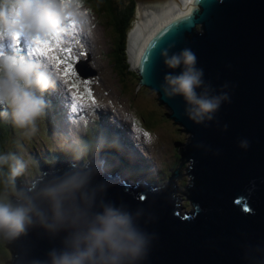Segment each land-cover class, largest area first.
<instances>
[{"label":"water","instance_id":"obj_1","mask_svg":"<svg viewBox=\"0 0 264 264\" xmlns=\"http://www.w3.org/2000/svg\"><path fill=\"white\" fill-rule=\"evenodd\" d=\"M164 0H135V6ZM167 1V0H165ZM190 9L159 26L143 45L135 69L138 83L157 92L167 114L188 132L180 149L190 166L186 187L190 209L176 202L173 172L168 181L112 173L87 155L42 172L26 187H17L45 210L41 193L75 173L90 175L64 211L75 228L49 230L39 221L11 246L13 264H49L53 250H72L70 231L85 235L97 226L95 215L106 206L131 213L148 236L146 252L135 264H264V0H192ZM169 55L190 49L202 70L198 95L218 98L211 119L188 118L183 97H166L161 85ZM147 51L148 70L141 69ZM77 72H79L78 67ZM97 101L98 93L94 92ZM41 131H39L40 133ZM245 146H241V145ZM104 164V163H102ZM151 174V173H149ZM171 191L174 194H171ZM15 199V197H13ZM47 222L52 223L50 214Z\"/></svg>","mask_w":264,"mask_h":264},{"label":"clouds","instance_id":"obj_2","mask_svg":"<svg viewBox=\"0 0 264 264\" xmlns=\"http://www.w3.org/2000/svg\"><path fill=\"white\" fill-rule=\"evenodd\" d=\"M68 19L60 0H0V118L21 130L25 138L36 134L38 121L46 115L48 101L45 94L67 89L66 82L49 59L29 55L20 49L31 45L35 38L55 39L59 43L65 33L64 22ZM160 56L167 68H182L177 75L169 73L164 76L165 83L161 85L164 95L182 96L189 105L186 109L188 118L197 124L205 116L210 120V113L217 109L219 99L198 95L196 89L203 82L202 70L195 67V54L185 48L169 55L168 49L164 48ZM72 111L75 112V106ZM69 122L76 132L87 133L88 124L83 117ZM80 144L77 158L83 159V166L87 168L90 164L87 155L91 149L83 141ZM116 153L117 150L113 155ZM102 163L105 164V160ZM5 165L8 166L6 172ZM137 165L140 170L135 172H130L126 165H121L123 170H120L129 178L149 175L146 169L150 163L144 161ZM26 166L15 153H0V248L5 250H10V246L37 221L49 230L75 228L76 221H69L64 206L71 207L76 191L90 180L89 174L75 173L58 185L45 189L41 193L47 203L45 212L33 198L26 197L16 188V177L25 171ZM107 169L103 171L114 172L118 168L109 166ZM46 213L50 214L52 223L47 222ZM95 223L97 226L89 228L83 236L78 231H70L65 241H71L72 250H53L49 253V264H135L143 258L149 238L131 213L106 206L102 213L95 215Z\"/></svg>","mask_w":264,"mask_h":264},{"label":"rangeland","instance_id":"obj_3","mask_svg":"<svg viewBox=\"0 0 264 264\" xmlns=\"http://www.w3.org/2000/svg\"><path fill=\"white\" fill-rule=\"evenodd\" d=\"M116 1L121 5L124 0ZM113 2L116 5L115 0ZM174 2L168 1L165 4ZM77 3H79V7H77ZM99 5L101 3H97L95 0H70L69 3L61 5L64 15L69 19L64 22L65 33L61 35L60 42L57 43L55 39H52L53 43L58 45L57 51L60 54L71 55L73 59L79 58L76 66L79 69L78 77L83 82L80 83L78 90L81 94L88 90L93 99V94L97 91V101L94 99L95 102L93 103L92 100L87 98L83 100L77 99L75 101L77 108L73 112L71 108L73 103L72 96L75 95L76 90L70 89L64 79L67 89L64 91L65 94L60 91H50L49 99L55 101L54 107L64 110L61 114L62 117L55 119L57 121L56 123L53 122L52 125L50 121L45 122L43 120V124H41V120H39L38 131L34 136L26 139H15L16 143L14 145L25 148L27 144L31 143L33 138L35 140L31 147L32 149L36 147V152L32 151V149L30 151L22 150L21 159L24 160L27 166L25 171L16 177V188L20 190L17 184L24 187L30 185L32 180L40 177L42 172L46 170V163L39 164L40 161L39 159L35 160V156L39 158L47 155L49 148L64 147L65 149V147L67 148V146L72 144V141L76 140L78 132L72 127L69 122L70 119L83 117L88 126H91L96 124L95 110L99 109L103 113V117L97 121V124L107 129L97 130V132L103 135V139H121L116 144L117 153L113 155V163L118 162L119 158L127 159L129 163L136 162L137 164L146 161L147 164H151L147 166L146 173H151L149 175L157 181H168L167 172L171 173L170 171L175 168L176 172L172 171L174 177L171 182L174 183L175 187L179 186L180 189H185L184 186L188 184L190 179V173L187 172L190 163L188 160L179 157L178 152L179 148L188 141V132L183 130L181 124L167 114L168 110L159 102L155 90L143 84L137 85L138 75L135 64L130 61L131 59L128 56L129 73L120 82L114 69H112V64L108 60L107 55V51L112 46L113 31L111 25L107 24V26L104 22L107 17L104 12L110 13V11L109 9L107 11L97 9ZM102 6H104L103 3ZM136 10L137 6L134 8V12ZM84 12L87 13L86 16L79 15V13ZM69 13H71V16H69ZM132 17L133 15L129 17L128 25L136 24L133 23ZM137 18L138 23L140 20L139 12ZM20 50L24 51L23 48ZM64 97L69 100L65 101ZM49 99L46 98L48 107H52ZM102 105L105 106L106 110L103 109ZM133 120L138 122L135 126L132 124ZM107 123L117 125L115 130H112L111 126H107ZM45 127L48 130L52 128L50 139L49 131L46 129H44L45 132L43 131ZM136 127L142 128L149 133L150 141L146 140L142 134H138L135 130ZM39 131L41 132L39 133ZM66 133L68 134V141H64ZM82 134L80 133L79 136L83 137ZM70 139L72 140L70 141ZM55 157L53 155L52 159L55 160ZM73 157H77V155ZM52 159L51 161L53 162ZM97 159L99 161L102 159L103 161L104 157L103 155H97ZM67 162L68 160H65V163ZM58 163L60 162L54 161L53 165ZM178 192L180 194L177 193L178 201L182 208L190 209L191 205L185 195L188 193L182 190H178ZM11 260L12 253L10 250H6L3 264H12Z\"/></svg>","mask_w":264,"mask_h":264},{"label":"trees","instance_id":"obj_4","mask_svg":"<svg viewBox=\"0 0 264 264\" xmlns=\"http://www.w3.org/2000/svg\"><path fill=\"white\" fill-rule=\"evenodd\" d=\"M95 1L97 3H101V5H99L97 9H103L104 11H107L109 9L110 11V13L104 12L105 15L107 16L104 22L106 23V25L110 24L112 27V31H113L112 46L107 51V55H108V60L112 64V69H114V72L117 74L118 79L120 80V82H122L123 78L129 73L128 63L126 60V33L129 28L128 19L134 13L135 0H124L121 5H119L116 0H115L116 5L113 2V0H95ZM102 3L104 4V6H102ZM128 55L130 56L129 48H128ZM60 92L65 94L64 91H60ZM49 93L50 91L45 94V97L48 99H49ZM63 99L65 101L69 100L65 97ZM49 101L52 104V107H47L46 115L45 117L41 119V124H43L42 121L44 120L45 122L50 121V124L52 125L53 122L56 123L57 120L55 119H60V117H62L61 114L63 113L64 110L62 108H55L54 100L49 99ZM102 117H103V113L99 109L95 110L96 124H92L91 126H88L87 133L82 134L83 137L79 136L78 141H72L71 142L72 145L67 146V148L65 147V149L64 147H60V148L57 147L54 149L49 148L47 155L43 157H39V158L35 156V160L39 159L40 161L39 164L46 163V165H50V166L53 165L54 161L62 162L66 160L67 157H73L77 155V153L80 151V148H81L80 141H83L91 149L88 152V155L91 154L92 156H95L97 153L99 155L104 156L106 167L112 166L113 168L122 169L120 166L126 165L130 172H135L137 170H140V167L137 164L129 163L127 159H121L116 164L112 162L113 154L115 153L116 147H117L116 144L120 142L121 139L120 138L103 139V135L100 132H97V130L107 129V128H102L99 124H97V121H99ZM44 129H46V127L43 128V131ZM48 131H49V139H50L52 128ZM15 134L17 135L15 136ZM78 135H80V133H78ZM18 138L26 139L21 134V130L14 128L13 126H11L10 122L5 121L3 118H0V153H4V154L15 153L19 158H21L23 149H26L28 151L32 149L31 144H34L35 139L33 138L32 140L30 139L31 143L27 144V146L23 148L22 146L14 145L16 143L15 139H18ZM65 138L66 139L64 141H68L67 133L65 134ZM35 148H33L32 151L36 152ZM178 153H179V157L184 158L183 156H181L180 152ZM53 155L56 156L57 159L55 157V160H53L52 159ZM73 158H76V157H73ZM51 159L53 160V162L51 161ZM184 159L186 160V158ZM7 167H8L7 165L4 166L5 172L7 171ZM128 170L126 171L129 172ZM129 174L130 173H127V175ZM169 174L171 173L167 172L166 174L167 177ZM146 177L152 179V176L150 175H147ZM170 184L173 185V187L176 189L178 194H179L178 190L187 192L186 189H180L179 186L175 187L173 182H171ZM171 194H174V192L171 191ZM187 200L189 203L190 200L188 198ZM5 253H6V250L3 248H0V263L1 264L4 263L3 261H4Z\"/></svg>","mask_w":264,"mask_h":264},{"label":"bare ground","instance_id":"obj_5","mask_svg":"<svg viewBox=\"0 0 264 264\" xmlns=\"http://www.w3.org/2000/svg\"><path fill=\"white\" fill-rule=\"evenodd\" d=\"M168 1L176 2L171 4H165ZM192 4V0H164L160 3H148L144 5H138L137 10L134 12L132 17V19L134 20L133 23L136 24H132L131 28L128 31L127 51L129 48L131 56L128 55V57L131 59L130 61L136 64L143 45L145 44L146 40L153 34V32L159 26L163 25L170 19H173L179 16L180 14L187 12L192 6ZM138 12L140 14V20L137 23ZM182 129L185 130L184 127H182ZM181 148L182 147L179 148V151ZM64 163L65 160L53 166L47 165L48 167L46 166V170L53 169L56 166ZM100 166L104 167L105 164H100Z\"/></svg>","mask_w":264,"mask_h":264},{"label":"snow or ice","instance_id":"obj_6","mask_svg":"<svg viewBox=\"0 0 264 264\" xmlns=\"http://www.w3.org/2000/svg\"><path fill=\"white\" fill-rule=\"evenodd\" d=\"M61 5H65L70 2V0H60ZM77 7H79V3H77ZM81 16H86L87 13H79ZM69 16H71V13H69ZM58 45L54 44L52 40H43L40 38H35L31 42V45H26L23 50L27 52L29 55H36L40 57H46L49 59L55 66V68L60 72L61 77L68 83L70 89L76 90L75 95L72 96L73 103L71 104V108L75 106V109L77 108V104L75 101L77 99L83 100V99H90L95 102L94 99L91 97L90 92L86 90L84 94H81L79 92V86L80 83L83 81H80L78 77V72L76 65L79 62V58L73 59L71 55H62L57 51ZM147 51L145 50V53L142 55L141 59V69L147 71L148 67L145 61L147 60ZM84 55V54H80ZM76 78V79H73ZM138 122L133 120V125L135 126ZM136 132L138 134H142L144 138L148 141H150L151 137L150 134L145 132L142 128L136 127Z\"/></svg>","mask_w":264,"mask_h":264},{"label":"flooded vegetation","instance_id":"obj_7","mask_svg":"<svg viewBox=\"0 0 264 264\" xmlns=\"http://www.w3.org/2000/svg\"><path fill=\"white\" fill-rule=\"evenodd\" d=\"M185 160V159H184ZM187 185L184 186V188L186 187ZM186 189V188H185Z\"/></svg>","mask_w":264,"mask_h":264}]
</instances>
